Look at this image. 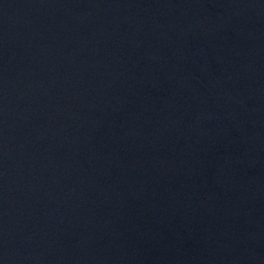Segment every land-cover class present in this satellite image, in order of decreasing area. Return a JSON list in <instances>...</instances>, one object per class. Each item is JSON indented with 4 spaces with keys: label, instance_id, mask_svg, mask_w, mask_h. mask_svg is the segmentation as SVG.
Instances as JSON below:
<instances>
[{
    "label": "water",
    "instance_id": "water-1",
    "mask_svg": "<svg viewBox=\"0 0 264 264\" xmlns=\"http://www.w3.org/2000/svg\"><path fill=\"white\" fill-rule=\"evenodd\" d=\"M0 264H264V0H0Z\"/></svg>",
    "mask_w": 264,
    "mask_h": 264
}]
</instances>
